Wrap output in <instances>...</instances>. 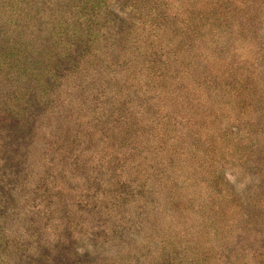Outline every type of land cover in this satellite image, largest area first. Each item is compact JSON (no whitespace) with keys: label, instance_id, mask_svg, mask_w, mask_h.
<instances>
[{"label":"rangeland","instance_id":"1","mask_svg":"<svg viewBox=\"0 0 264 264\" xmlns=\"http://www.w3.org/2000/svg\"><path fill=\"white\" fill-rule=\"evenodd\" d=\"M0 23V264H264V0Z\"/></svg>","mask_w":264,"mask_h":264},{"label":"trees","instance_id":"2","mask_svg":"<svg viewBox=\"0 0 264 264\" xmlns=\"http://www.w3.org/2000/svg\"><path fill=\"white\" fill-rule=\"evenodd\" d=\"M0 25H1V23H0Z\"/></svg>","mask_w":264,"mask_h":264}]
</instances>
